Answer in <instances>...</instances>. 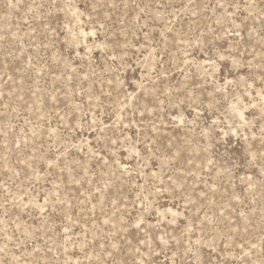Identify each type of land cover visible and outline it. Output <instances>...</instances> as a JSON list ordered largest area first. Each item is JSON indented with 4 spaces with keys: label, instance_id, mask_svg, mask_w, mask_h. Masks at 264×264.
Returning <instances> with one entry per match:
<instances>
[{
    "label": "rangeland",
    "instance_id": "1",
    "mask_svg": "<svg viewBox=\"0 0 264 264\" xmlns=\"http://www.w3.org/2000/svg\"><path fill=\"white\" fill-rule=\"evenodd\" d=\"M0 264H264V0H0Z\"/></svg>",
    "mask_w": 264,
    "mask_h": 264
}]
</instances>
